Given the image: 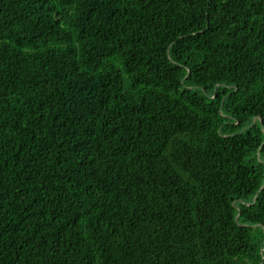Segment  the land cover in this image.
<instances>
[{
  "label": "trees",
  "instance_id": "16d2710c",
  "mask_svg": "<svg viewBox=\"0 0 264 264\" xmlns=\"http://www.w3.org/2000/svg\"><path fill=\"white\" fill-rule=\"evenodd\" d=\"M0 264H264V0H0Z\"/></svg>",
  "mask_w": 264,
  "mask_h": 264
}]
</instances>
